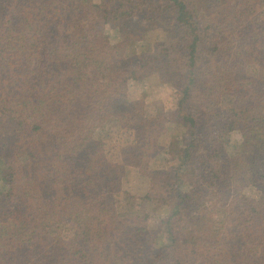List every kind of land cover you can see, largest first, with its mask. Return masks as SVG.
Listing matches in <instances>:
<instances>
[{
    "label": "trees",
    "instance_id": "trees-1",
    "mask_svg": "<svg viewBox=\"0 0 264 264\" xmlns=\"http://www.w3.org/2000/svg\"><path fill=\"white\" fill-rule=\"evenodd\" d=\"M129 68L174 88L168 119L126 99ZM0 264H264V0H0Z\"/></svg>",
    "mask_w": 264,
    "mask_h": 264
},
{
    "label": "rangeland",
    "instance_id": "rangeland-1",
    "mask_svg": "<svg viewBox=\"0 0 264 264\" xmlns=\"http://www.w3.org/2000/svg\"><path fill=\"white\" fill-rule=\"evenodd\" d=\"M169 21L167 19H160L157 21V26L149 30L147 35L136 43L128 44L126 48V54L132 56L139 51H146L148 53H154L157 51L158 44L160 39L163 36V30L169 29ZM106 32L109 34L112 42H117L120 40L121 35L115 31L112 27L106 26ZM132 69H128L125 74L126 79L129 83V90L126 94L128 101L138 100L142 97L145 99L146 110L153 115H164L166 119L170 117V114L177 103V97L174 88L168 83H165L163 79L157 74H152L146 77L145 84L141 83L139 80H136L132 74ZM181 131L180 126H172V124H167L165 131L160 139V148L166 149L168 142L173 139L174 136L179 135ZM100 134V131H99ZM97 136V135H96ZM226 146H225V157H231L239 153L242 150V137L238 132H233L226 137ZM96 142L91 141L84 151L81 153V159L84 162H88L93 151L95 150ZM149 180L140 175L139 171L135 168H128L127 174L123 177L120 194L123 196L126 194H131L135 196H143L148 190ZM244 194L250 198L249 201L243 203L246 207L249 205V202L261 200V193L253 187L247 188L244 190ZM120 196L118 201V196L114 194H108V205L113 213L118 214L120 211V199L123 197ZM244 205V206H245ZM149 214L151 215L150 220L145 224L151 228L163 229V226L158 223V218L162 215L161 212L165 208L160 206L148 205Z\"/></svg>",
    "mask_w": 264,
    "mask_h": 264
}]
</instances>
